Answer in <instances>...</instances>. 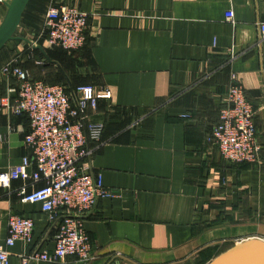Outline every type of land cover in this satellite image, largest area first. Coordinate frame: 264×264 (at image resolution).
I'll return each instance as SVG.
<instances>
[{
	"label": "crops",
	"instance_id": "1",
	"mask_svg": "<svg viewBox=\"0 0 264 264\" xmlns=\"http://www.w3.org/2000/svg\"><path fill=\"white\" fill-rule=\"evenodd\" d=\"M58 3L89 14L87 44L76 52L33 40L47 7ZM5 11L0 3V22ZM262 21L264 0L28 1L14 38L0 49V67L15 60L46 83L111 90L92 115L104 130L89 166L119 194L98 200L84 219L89 261L31 264H206L223 244L264 239ZM232 74L255 109L257 163L227 162L206 141ZM16 83L0 75V96L14 97ZM28 131L25 115L0 108V243L10 215L34 222L30 241L8 248L9 264L50 251L57 232L39 203L20 200L27 180L6 177L14 165L31 175L32 166L21 165Z\"/></svg>",
	"mask_w": 264,
	"mask_h": 264
},
{
	"label": "built area",
	"instance_id": "2",
	"mask_svg": "<svg viewBox=\"0 0 264 264\" xmlns=\"http://www.w3.org/2000/svg\"><path fill=\"white\" fill-rule=\"evenodd\" d=\"M10 0H0L8 3ZM231 21L233 11L225 12ZM89 14L77 6L49 5L44 14L45 41L67 52L81 49L86 41ZM264 37V21L259 23ZM0 75L16 80L14 97L0 96V108L7 113L25 115L29 131L23 142L29 154L22 157L23 167L32 166L31 175L19 173L17 165L9 167L6 177L27 180L17 194L23 202L39 203L57 232L53 248L20 255V264L37 261L59 262L71 256L89 261L91 240L84 219L102 198L118 197L117 191L103 184L99 172L90 169L89 161L102 143L104 123L94 120L99 100H110L105 85L80 84L67 89L60 83L35 79L15 60L0 67ZM188 117V115H184ZM255 109L235 74L230 77L218 120L206 135L220 156L230 163H257L261 146L256 140ZM32 218L12 214L7 220V235L0 243V264H9V250L15 241L31 239Z\"/></svg>",
	"mask_w": 264,
	"mask_h": 264
},
{
	"label": "water",
	"instance_id": "3",
	"mask_svg": "<svg viewBox=\"0 0 264 264\" xmlns=\"http://www.w3.org/2000/svg\"><path fill=\"white\" fill-rule=\"evenodd\" d=\"M29 0H10L0 22V49L14 33ZM206 264H264V239L249 238L235 242Z\"/></svg>",
	"mask_w": 264,
	"mask_h": 264
},
{
	"label": "trees",
	"instance_id": "4",
	"mask_svg": "<svg viewBox=\"0 0 264 264\" xmlns=\"http://www.w3.org/2000/svg\"><path fill=\"white\" fill-rule=\"evenodd\" d=\"M86 33H87V31H86ZM44 37H45V34H44ZM86 44H87V36H86V41H85L84 46H85ZM84 46H83V47H84ZM83 47H82V48H83ZM55 48H56V49H59V50H61V51L67 52V51H65V50H63V49H61V48H59V47H55ZM73 52H76V51H72V52H68V53H73ZM31 76H32L33 78H35V79H41V78H37V77L33 76L32 74H31ZM60 84L66 86L67 89H71V88H74V87L80 85V84L69 85V84H67V83H60ZM99 101H100V100H99ZM99 101H98V102H99ZM239 164H243V163H239ZM228 245H229V244H223L221 247H219V248L216 250L215 255L212 256L211 258H214V257H215L216 255H218L220 252H222L223 250H225V249L228 247ZM211 258H210V259H211ZM210 259H209V260H210ZM206 262H207V261H206Z\"/></svg>",
	"mask_w": 264,
	"mask_h": 264
},
{
	"label": "rangeland",
	"instance_id": "5",
	"mask_svg": "<svg viewBox=\"0 0 264 264\" xmlns=\"http://www.w3.org/2000/svg\"><path fill=\"white\" fill-rule=\"evenodd\" d=\"M31 1V3H32V1H34V0H30ZM66 4V3H65ZM36 15V14H35ZM20 28H21V26H20ZM20 28H18V30H17V32H16V35L18 34H20V32H23L22 30V28L20 29ZM45 28H44V24L42 25V27H41V31H39V35L37 34V33H35V35H36V39H33L35 42H39V41H41L42 39H44L45 37H44V34H45ZM25 33V32H24Z\"/></svg>",
	"mask_w": 264,
	"mask_h": 264
}]
</instances>
